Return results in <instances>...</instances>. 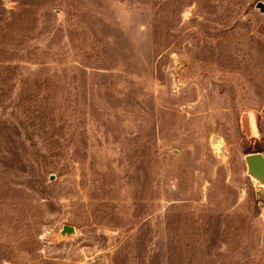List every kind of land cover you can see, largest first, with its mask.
<instances>
[{"label":"rangeland","instance_id":"obj_1","mask_svg":"<svg viewBox=\"0 0 264 264\" xmlns=\"http://www.w3.org/2000/svg\"><path fill=\"white\" fill-rule=\"evenodd\" d=\"M259 2L0 0V264H264Z\"/></svg>","mask_w":264,"mask_h":264},{"label":"water","instance_id":"obj_2","mask_svg":"<svg viewBox=\"0 0 264 264\" xmlns=\"http://www.w3.org/2000/svg\"><path fill=\"white\" fill-rule=\"evenodd\" d=\"M257 8L261 13H264V4L259 2ZM247 164L250 168L254 169L256 174L264 180V156L262 153L249 154L246 157ZM74 233V228L66 226L63 230V234Z\"/></svg>","mask_w":264,"mask_h":264},{"label":"trees","instance_id":"obj_3","mask_svg":"<svg viewBox=\"0 0 264 264\" xmlns=\"http://www.w3.org/2000/svg\"><path fill=\"white\" fill-rule=\"evenodd\" d=\"M257 153H261V152H257ZM251 154H255V153H251Z\"/></svg>","mask_w":264,"mask_h":264}]
</instances>
